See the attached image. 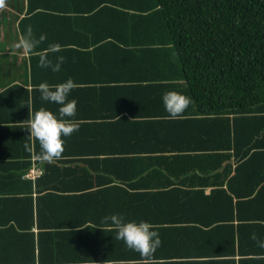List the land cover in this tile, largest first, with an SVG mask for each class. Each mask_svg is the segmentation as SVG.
<instances>
[{
  "label": "crops",
  "instance_id": "crops-1",
  "mask_svg": "<svg viewBox=\"0 0 264 264\" xmlns=\"http://www.w3.org/2000/svg\"><path fill=\"white\" fill-rule=\"evenodd\" d=\"M121 2L2 0L0 92L8 90L11 93L13 87H19L15 91L27 90L33 113L41 107L55 113L59 105L43 101L37 85L44 81L50 85L57 84L69 77L76 85L68 99L77 101L74 119L78 123V130L68 137H62L64 150L58 159L51 162L40 156L39 142L34 137L28 134L24 136V127L27 126L24 106L16 110L7 103L3 104L10 101L15 104L11 98L0 103V118L3 119H0V165L17 163L30 153V170H41L42 174L37 177L40 178L45 175L46 164H55L48 166L51 168L40 182V195L44 202L53 200L70 207L74 205L73 201H79L82 197L74 196L89 190L91 183L101 190L121 185L132 194L143 195L158 184L161 187L160 181L167 183L164 176L173 182L171 186L195 189L204 176L200 168L195 167L196 164L173 162L179 159L171 157L178 154L189 155L185 159L206 150H198L201 140L187 144V147H192L189 151L180 149L183 144L180 142L179 128L185 125L177 121L180 119L178 116H169L162 99L151 94L152 89L159 92L155 87L158 84L155 79L162 80L163 85L184 82L183 79L176 81L181 80L179 68L164 66V63L153 66L152 56L146 60L150 52L143 47H135V43H146L148 38H139V34L137 36L135 30L131 29L134 27L130 23L125 24L126 18H122L119 13L123 9ZM128 5L136 6V0ZM80 9L100 10L101 14L84 22L75 18L83 16L81 11L74 12ZM29 26L36 39H43L31 53H26L16 45ZM85 27L93 32L88 33ZM95 39L99 42L93 45ZM50 44H59L60 50L50 52ZM138 50H144L140 55H144L145 58L141 59L145 60L140 59L141 63L136 61L134 66H129L138 59ZM42 55L51 59L53 64L62 57L60 70L54 72L50 67L39 66ZM19 93L14 92L12 95H22ZM6 117L16 120L2 122ZM136 122H154L161 126L151 133L139 134L134 127ZM16 124L18 126L15 129L18 130L12 129ZM29 142V148L26 149L24 143ZM137 156L154 160L160 156L163 167L152 169L159 172L154 174L155 180L146 179V175L143 178L135 175L141 165H146V162L137 161ZM85 170L97 177L99 183L91 182ZM211 191L212 188H207L205 194L209 195ZM86 196L90 199L94 193ZM140 197V207L148 209L149 199ZM134 203H126L125 206L113 202L106 208L94 206L97 210L91 211L58 207L57 210L43 212L42 225L45 228L39 226L37 219L32 228L38 239L39 232L49 236L39 241V247L36 246L39 258L44 260V264H214L212 260L206 263L210 258H235L237 264H264V249L258 247L257 241L251 238L255 233L258 239H264V228L256 226H264V204L257 206L247 203L239 206L233 236L237 225H242L237 230L236 245H232L208 238L215 233L214 226L210 227V224L219 217V212L215 202H208L200 195L167 213L164 210L139 211V208L135 209ZM111 213L123 214L128 220L151 222L159 233L161 245L150 256H142L129 249L122 240L115 239L114 228L102 223V218ZM0 249V263L17 261L14 245L2 246ZM39 258L36 264L42 263Z\"/></svg>",
  "mask_w": 264,
  "mask_h": 264
},
{
  "label": "trees",
  "instance_id": "trees-1",
  "mask_svg": "<svg viewBox=\"0 0 264 264\" xmlns=\"http://www.w3.org/2000/svg\"><path fill=\"white\" fill-rule=\"evenodd\" d=\"M131 1L122 0L123 9L117 10L122 18H126L125 24L130 23L134 27L131 29L139 34V38H148L146 43L136 42L135 47L148 49L150 53L146 60L152 56L153 66L164 63V66L179 68L181 80L176 81L184 80L163 85L162 80L155 79L159 92L152 89L151 94L162 99L164 92L174 90L189 99L190 103L177 119L185 125L179 128L183 144L180 149L189 151L192 147H187V144L201 140L202 144L197 148L206 150L191 158L184 159L189 156L186 154L171 158L179 159L173 162L196 164L204 176L195 189L171 186L173 182L164 176L167 183L160 181L161 187L158 184L143 195L132 194L121 185L101 190L91 183L89 190L74 196H82L79 201L75 200L74 205L66 207L53 200L44 202L40 195V182L51 168L48 166L55 164H46L45 175L35 181L25 177L32 166L30 153L17 163L0 165V248L14 245L13 252L18 257L14 263L7 264L37 263L39 252L36 246L39 247V241L49 236L39 232L38 239L32 231L34 222L37 219L39 226L45 228L42 225L43 212L57 210L58 207L91 211L97 210L94 206L106 208L113 202L125 206L135 202V209L139 208V211L164 210L167 213L200 195L208 202H215L219 212V217L210 224V227L214 226L215 233L208 238L236 245L237 230L242 224L237 225L234 236L232 232L239 206L264 204V0H136V6L128 5ZM79 11L83 16L75 18L81 21L95 19L101 14L100 10L93 9L74 12ZM84 30L93 32L87 27ZM98 42L95 39L92 44ZM143 51H137L138 59L129 66H134L136 61L141 63V57L145 58L140 55ZM16 88L19 87H13L11 93L8 90L0 92V103L11 98L15 104L11 101L3 104L7 103L16 110L24 106L27 121L31 103L28 91H15ZM14 92L22 95H12ZM6 118L2 122L16 120ZM136 123L134 127L139 134L151 133L161 126L154 122ZM17 126H12V129ZM27 128L28 124L24 127V136L29 135ZM24 145L29 146L30 142ZM159 158L137 156L136 160L146 162V165H141L135 175L142 178L146 175V179L153 180L154 174L159 172L152 169L163 167L160 163L163 160ZM168 173L170 175V171ZM87 174L91 182L99 183L89 171ZM207 188H212L209 195L205 194ZM89 193H94V197L88 199L86 194ZM140 196L149 199L148 209L140 207ZM256 226L264 228L262 224ZM39 260L44 264V260ZM211 260L214 264H237L235 258H210L206 263Z\"/></svg>",
  "mask_w": 264,
  "mask_h": 264
},
{
  "label": "clouds",
  "instance_id": "clouds-1",
  "mask_svg": "<svg viewBox=\"0 0 264 264\" xmlns=\"http://www.w3.org/2000/svg\"><path fill=\"white\" fill-rule=\"evenodd\" d=\"M0 6H2V0H0ZM42 39L43 37L39 40L36 39L29 26L26 34L20 38L16 47L22 48L26 53H31ZM59 50V44L49 45L50 52ZM62 59V57L58 58V61L53 64L51 59L42 55L39 66L50 67L52 71L58 72ZM75 86L74 80L70 77L57 84L50 85L47 81H44L37 85L41 99L59 105L58 112L54 113L41 107L33 113L31 105H28L27 129L29 130V136L34 137L39 142L40 156L49 162L61 156L64 150L62 137H68L78 130V123L74 119L77 112V101L68 99L69 93ZM162 102L165 111L173 118L180 115L190 103L183 93L174 90L164 92ZM25 147L28 148L27 145ZM102 223L116 230V240H122L129 249L139 252L142 256H150L161 245L159 233L154 230V226L149 221L128 220L123 214L111 213L102 218ZM251 238L257 241L258 247L264 249V239H258L255 233L252 234Z\"/></svg>",
  "mask_w": 264,
  "mask_h": 264
},
{
  "label": "built area",
  "instance_id": "built-area-1",
  "mask_svg": "<svg viewBox=\"0 0 264 264\" xmlns=\"http://www.w3.org/2000/svg\"><path fill=\"white\" fill-rule=\"evenodd\" d=\"M41 174H42L41 170L33 168L27 173L26 177H28V179L30 178L31 180H35Z\"/></svg>",
  "mask_w": 264,
  "mask_h": 264
}]
</instances>
